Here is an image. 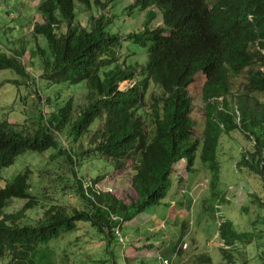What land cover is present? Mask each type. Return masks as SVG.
<instances>
[{
  "label": "trees",
  "instance_id": "trees-1",
  "mask_svg": "<svg viewBox=\"0 0 264 264\" xmlns=\"http://www.w3.org/2000/svg\"><path fill=\"white\" fill-rule=\"evenodd\" d=\"M75 1L38 2L40 23H35L31 32L36 46L28 56L39 60L43 80L85 84V104L75 108L69 100L49 116L40 113L32 129L0 123V183L2 171L20 156L55 151L70 167V189L86 206L79 210L50 202L49 208L41 207V200L31 195V171L27 168L0 188V264H54L50 246L77 231L79 225L90 226L106 248L120 246V237L129 235L122 234L123 227L136 223L149 208L163 205L176 166L184 161L186 174L190 173L197 155L208 168L210 190L219 199L215 194L217 151L223 134L241 131L253 139V153L248 160L243 157L237 168L262 177L264 182V115L258 117L248 99H239L234 105L229 100L234 96L235 79L245 71L244 90L264 94V0H133L129 15L133 10L137 16L145 14L144 27L133 30L125 40L147 49L140 71L126 60L120 61L124 38L106 31V11L113 0H77L89 11L93 5L106 12L92 18L87 28L75 22ZM154 12L160 15L161 26L149 28L158 17ZM41 41L48 51L39 46ZM25 54L23 48L6 51L0 47V72L13 70L30 80L22 61ZM198 79L202 81L199 96L204 105L199 141L191 117L190 93H195ZM123 83L129 85L126 90H121ZM150 87L156 92L149 94ZM100 122L102 127L95 131L89 152L115 175L133 173L128 189L121 193L113 187L112 192H97L102 178L84 188L76 157L88 153H74L60 144L62 134L78 142ZM179 180L189 181L187 177ZM14 200L24 205L16 213H5ZM257 201L264 209V202ZM35 209H41V217L26 224V215ZM116 229L121 231L119 238ZM248 236L234 231L229 222L220 228V241L227 248Z\"/></svg>",
  "mask_w": 264,
  "mask_h": 264
},
{
  "label": "rangeland",
  "instance_id": "rangeland-1",
  "mask_svg": "<svg viewBox=\"0 0 264 264\" xmlns=\"http://www.w3.org/2000/svg\"><path fill=\"white\" fill-rule=\"evenodd\" d=\"M41 1L5 0L4 3L0 0V47L6 51L25 49L26 54L22 61L31 76H28L30 80H27L13 70L0 72V123L7 122L15 129L34 128L35 121L39 122L40 113L49 116L52 110L64 108L69 100H72L75 108L83 106L88 95V90L83 83L79 85L53 84L52 81L43 80L39 60L29 58L30 51L36 46L31 32L35 23L39 22L37 4ZM131 2L133 0H113L111 2L110 9L106 11L108 15L106 31L109 34L120 35L125 39L133 30L136 29L134 32H137L143 29L145 14L137 16L136 10H133L129 15ZM75 3V20L83 28L90 27L92 18L106 13L100 12L93 5L89 11L77 0ZM154 14L158 17L149 28L161 26L160 15L156 12ZM19 42H23L24 46H21ZM39 46L48 51L44 41H41ZM146 52L147 49L141 48L132 41L122 40L120 61L126 60L127 65L136 66L137 71H140L146 62ZM246 80V71L235 79L234 89H236L237 97L240 100L248 99L246 101L251 104L258 117H261L264 115V94L245 92L241 86L246 83ZM196 83L195 93L190 91L193 101L191 117L196 123L195 138L199 141L204 127L203 103L199 96L201 79H198ZM128 87L126 83L121 84V90H126ZM155 92L156 89L153 87L148 90L149 94ZM101 127V122L96 124L89 130L86 137L78 142H74L70 137L66 139L64 133L60 144L66 150H74V153L82 151L88 153L89 156L76 157L78 176L84 179L85 187L92 180L105 178L106 185L104 186L103 181L96 188L97 192L107 193L113 187L115 192L121 193L128 189L133 173L125 172L115 175L111 167L102 162L96 154L89 152L93 143V135ZM247 140L248 137L241 131L234 132L230 136L224 135L221 138L217 151L219 181L215 187V194L219 199L213 196L210 189L201 191L198 188L200 183L210 182L211 174L208 168L199 161L197 155L190 173L186 174L185 169L181 172V163H179L170 177L171 186L167 197L174 213L170 215L169 208L163 205L154 206L144 214L146 216L143 218L146 219L136 220L133 224L139 226L140 229L138 236L130 237L131 242L136 243V246L130 247L135 248L130 250V247H126V250L121 252V246L114 244L108 249L90 226L79 225L77 231L63 236L50 246L54 264H132L125 262V260L129 261L126 257L133 262L132 256L137 255H140L139 258L145 257L144 259L149 263L162 264V259L166 257V254L162 252V244L165 245L164 241L167 236L169 240L166 243H172L173 246L181 240L180 221L188 224L187 233L189 235L184 242L188 244L192 253L185 255L184 258L170 255L169 257L174 259L173 264H264V209L260 208L257 201L264 202V182L262 177L237 169V164L245 156L244 152L247 151L246 154L250 155L252 151L253 143ZM27 168L31 171V195L41 200V207L49 208L50 202L53 205L75 207L79 210L86 206L79 199L76 191L70 189L73 185L70 167L64 158L57 156L55 151L44 155L26 153L20 156L10 168L2 171L0 188H4ZM178 173H183L189 181L175 182V176ZM113 175L115 176L110 178L111 180L107 178ZM23 205V202L14 200L9 203L5 213H16ZM190 206H192L191 212L188 208ZM218 213L222 215L220 218L217 216ZM41 215V209H35L26 215L25 223H36ZM222 220L231 223L237 233L249 235V239L245 238L246 243L236 242L229 250L226 249L225 254L222 249L226 246L219 244L221 243L219 226ZM131 227L132 225L124 226L122 234L130 232ZM167 232H172V238ZM126 236L129 239V235ZM156 236L159 239L153 241ZM113 252L115 253V256L113 254L114 259L111 254ZM159 257H161L160 260H158Z\"/></svg>",
  "mask_w": 264,
  "mask_h": 264
},
{
  "label": "clouds",
  "instance_id": "clouds-1",
  "mask_svg": "<svg viewBox=\"0 0 264 264\" xmlns=\"http://www.w3.org/2000/svg\"><path fill=\"white\" fill-rule=\"evenodd\" d=\"M4 1V0H3ZM76 22V21H75ZM77 24V23H76ZM160 27V26H159ZM123 40H125V39H123ZM139 68V67H138ZM141 69V68H140ZM247 81V80H246ZM246 84V83H245ZM244 84V85H245ZM241 88L242 89H244L243 88V85L241 86ZM245 91V90H244ZM246 92V91H245ZM233 94H234V96L233 97H231L229 100L232 102V104L234 105V104H237V102H238V98L239 97H237V93H236V89H234V92H233ZM221 100H223V99H220L219 101H221ZM193 106V105H192ZM203 109H204V105H203ZM235 113H236V118H237V122L239 123V116H240V114H239V111H238V109H237V107L235 108ZM234 132H238V131H234ZM233 132V133H234ZM232 134V133H231ZM231 134H229V135H225V134H223L222 136H230ZM246 135V134H245ZM220 141H221V139H220ZM249 143H254L253 142V139H249L248 138V140H247ZM220 145V144H219ZM254 145V144H253ZM253 150H254V147L252 146V151H251V153L250 154H252L253 153ZM247 153V151H245L244 152V157H246V159L248 160V155L246 154ZM243 158V157H242ZM241 158V159H242ZM240 162H241V160H240ZM239 162V163H240ZM238 163V164H239ZM182 165H184V168H183V166ZM183 169H185V164H184V161H182L181 162V172L183 171ZM237 169H240V168H237ZM77 170V169H76ZM243 170V169H242ZM107 178H109V176L107 177ZM180 178H186V177H184L183 176V173H178V174H176V176H175V182L178 180V179H180ZM103 181H104V186L106 185V182H105V178L103 179ZM82 183H83V187L84 188H88L89 187V185L87 186V187H85V185H84V181L82 180ZM103 182L101 181L98 185H101ZM184 183V182H183ZM176 186H177V184H176ZM98 187V186H97ZM96 187V188H97ZM201 191H208L209 189H210V182H205V183H200L199 184V187H198ZM109 191H111L112 192V189H110ZM167 195H168V193H167ZM164 202V204H163V206H165V207H168L169 208V210H170V215L171 214H173L174 213V209H173V207H170V202H168V197L166 196L165 197V199L162 201V203ZM193 203H195V201L193 200ZM189 208V212H191L192 211V206H190V207H188ZM186 212H187V210H186ZM143 216H146V215H142L141 216V218H140V220L141 219H146V218H143ZM217 216H218V218H220V216H222L220 213H218L217 214ZM116 220V219H115ZM178 220V219H177ZM177 220H176V222H177ZM181 222V226H180V235H181V240H180V242H178V244L176 245V246H173V244L172 243H166V241H168L169 240V237L167 236V239H166V241H164V244H165V247L166 246H172L171 247V250L169 251V252H165V251H162L164 254H166V257L165 258H163L162 259V264H173L174 263V259L172 258V257H182V258H184L185 257V255H187V254H189V253H192V251H191V249H190V247L188 246V244H185V242H184V240L186 239V237L189 235V233H187V229H188V224L186 223V222H183V221H180ZM227 221L226 220H222L221 221V224H220V228L222 227V225H223V223H226ZM138 230H140L139 229V226L137 227V226H135V225H132V227H131V230H130V232H128L129 233V239L128 238H126V239H123V238H121L120 237V235H121V231H119L118 229H116V236L119 238L120 237V246H121V252H123L124 250H126V247H130V246H132V245H134V246H136V243H134V242H131V238H134V237H136V236H138L139 235V231ZM132 232H133V234H132ZM136 232V233H135ZM168 234H169V236L172 238V236H171V233L172 232H167ZM187 233V234H186ZM135 234V235H134ZM219 236H220V232H219ZM131 237V238H130ZM158 236H156V237H154V240L153 241H155L156 240V238H157ZM219 239V238H218ZM220 245H224V246H226V244L225 243H223V242H221V243H219ZM132 248H135V247H132ZM131 247H130V250L132 249ZM225 249H230V248H225ZM138 252H140V251H138ZM224 254H225V252H224ZM172 256V257H169V256ZM138 256H140V255H137V256H132V258H134V261L132 262L131 261V259H129V257H126V258H128V260L129 261H126L125 260V262L126 263H132V264H151L152 262H148L146 259H144L145 257H142V258H139ZM181 258V259H182ZM161 259V257H159L158 258V260H160ZM150 260V259H149ZM208 260H210V262H212L211 261V259H208ZM153 264V263H152Z\"/></svg>",
  "mask_w": 264,
  "mask_h": 264
},
{
  "label": "crops",
  "instance_id": "crops-1",
  "mask_svg": "<svg viewBox=\"0 0 264 264\" xmlns=\"http://www.w3.org/2000/svg\"><path fill=\"white\" fill-rule=\"evenodd\" d=\"M182 166H183V168H184V165H182ZM157 239H159V237H157L156 240H157ZM156 240H155V241H156ZM171 247H172V246H166V247H165V245L162 244V251L169 252V251L171 250Z\"/></svg>",
  "mask_w": 264,
  "mask_h": 264
}]
</instances>
